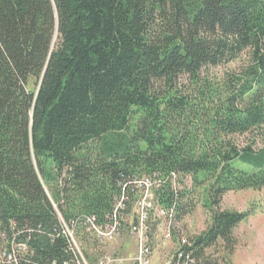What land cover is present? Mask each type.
Returning a JSON list of instances; mask_svg holds the SVG:
<instances>
[{
    "label": "trees",
    "instance_id": "16d2710c",
    "mask_svg": "<svg viewBox=\"0 0 264 264\" xmlns=\"http://www.w3.org/2000/svg\"><path fill=\"white\" fill-rule=\"evenodd\" d=\"M246 51L241 70L209 76ZM253 131L264 134V0H0L5 264H78L60 217L93 263L86 219L116 212L127 231L145 178L149 244L162 220L176 238L172 221L201 202L210 221L185 236L188 264H231L250 212L219 204L264 188V140L237 142Z\"/></svg>",
    "mask_w": 264,
    "mask_h": 264
},
{
    "label": "rangeland",
    "instance_id": "374dc122",
    "mask_svg": "<svg viewBox=\"0 0 264 264\" xmlns=\"http://www.w3.org/2000/svg\"><path fill=\"white\" fill-rule=\"evenodd\" d=\"M248 63L249 54L246 51L230 62L216 67H210L208 73L210 77L221 82L227 74L238 72ZM34 83V79H30L29 86L33 88ZM237 140L241 145L255 141V147H260L264 140V134L261 136L259 131H253L237 137ZM187 181H189V179H187ZM46 189L48 190L47 187ZM133 197L134 199L129 212L130 220L133 216L139 214L141 206L144 205L143 202L145 199L146 203L149 201L151 202L152 199H149V201L147 200L149 197L148 193L145 194V190L139 185L137 186ZM219 209L237 211L247 210L250 212L249 216L233 229V236L236 245L233 254L230 256L231 264H264V188L230 190L223 195L219 204ZM156 211L157 210H155V212ZM153 221L154 219L151 218V223ZM209 221L210 213L202 206L201 202H199L194 210L184 216L182 220L172 221L173 229L175 228L176 230L175 236L179 237L180 234L184 236L195 235L204 230L209 224ZM147 222L145 218V226ZM167 222L168 220H162V223L157 226V232H155L153 236V245L149 244L150 242L148 238L147 243L149 244L151 252L149 264L169 263L173 248L178 246L180 242V240L173 237V233V239H166L164 237V231L167 229ZM78 245L81 249L86 247L82 242H78ZM88 248L89 250H92L91 246ZM100 249L103 252H108L110 255H118L121 258H125V261L122 264H134L133 259L139 249V241L134 237H131L129 232L125 231L115 240L102 243ZM74 252H76V247ZM222 252V246L219 245V253Z\"/></svg>",
    "mask_w": 264,
    "mask_h": 264
},
{
    "label": "built area",
    "instance_id": "2783aa9c",
    "mask_svg": "<svg viewBox=\"0 0 264 264\" xmlns=\"http://www.w3.org/2000/svg\"><path fill=\"white\" fill-rule=\"evenodd\" d=\"M141 186L142 189L145 190V194L148 193V198L147 200L152 198V193H151V187H152V182L148 179L145 178L143 180H140L139 183H137V186ZM150 192V193H149ZM146 200V199H145ZM144 200V205H140L141 209L139 214L136 216L137 220L135 222H131L130 225L128 226L127 232H129V235L131 237H134L139 241V249L137 252V255L134 258V264H149L150 261V255L151 252H147L146 250V243L148 242V225L146 223V226L144 225V221L146 218L147 222V208L151 206V202H147ZM116 208L123 210L124 209V203L122 200H119L116 203ZM119 213V212H118ZM60 222L62 226V232L69 238L70 241V246L73 251V253H76V262L78 264H122V258L119 257L118 255H110L108 252H101L97 255L96 260L93 263H90L88 259L85 257L82 249L78 245V238H75V233H74V226L73 225H68L65 223V221L60 217ZM86 232L91 239L95 243L96 246L99 248L101 247L102 243L110 242L111 240H115L116 238L121 236L122 232V225L119 223L116 217V212L113 215V219L109 221H105L104 223H99L95 220L94 217H88L86 219ZM73 224V222L71 223ZM170 223H167V229L164 231V237L166 239H169L172 237V228L170 227ZM75 241H76V246H75ZM186 243V239H180V242L178 246L175 247L177 248V255L178 259L175 264H188L187 261V255L185 254V251L183 249V244ZM20 246V245H18ZM23 247V245H21ZM76 247V252H74ZM81 249V250H80ZM4 251V252H3ZM0 252V264H5L2 259L6 260L7 262H14L15 258L12 252L3 250ZM167 264H171L170 262Z\"/></svg>",
    "mask_w": 264,
    "mask_h": 264
},
{
    "label": "bare ground",
    "instance_id": "6f19581e",
    "mask_svg": "<svg viewBox=\"0 0 264 264\" xmlns=\"http://www.w3.org/2000/svg\"><path fill=\"white\" fill-rule=\"evenodd\" d=\"M150 208H151V206L149 207V208H147V212L150 210ZM184 239L185 238V236H177L176 237V239H178V240H180V239ZM169 239H173L172 237L171 238H169ZM177 240V241H178ZM146 250H147V252H150V248H149V244L148 243H146ZM177 248L175 249V248H173V250H172V252H171V258H170V263L171 264H175L176 263V261H177V259H178V255H177ZM138 252V251H137ZM137 255V254H136ZM125 261V258H122V263ZM133 263H134V259H133Z\"/></svg>",
    "mask_w": 264,
    "mask_h": 264
}]
</instances>
